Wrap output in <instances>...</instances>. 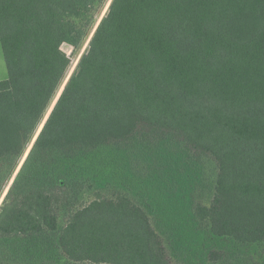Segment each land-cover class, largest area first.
Masks as SVG:
<instances>
[{
  "label": "trees",
  "instance_id": "trees-1",
  "mask_svg": "<svg viewBox=\"0 0 264 264\" xmlns=\"http://www.w3.org/2000/svg\"><path fill=\"white\" fill-rule=\"evenodd\" d=\"M105 1L0 0V193ZM178 237L264 244V0H112L0 208V264H176Z\"/></svg>",
  "mask_w": 264,
  "mask_h": 264
},
{
  "label": "rangeland",
  "instance_id": "rangeland-1",
  "mask_svg": "<svg viewBox=\"0 0 264 264\" xmlns=\"http://www.w3.org/2000/svg\"><path fill=\"white\" fill-rule=\"evenodd\" d=\"M110 5H111V3H109V0H106L104 5L97 12V17H96L94 23H92V25L89 27L88 35H87L85 41L83 42V44L80 48L75 49L71 45H65L64 46V50L68 53V55L71 58V65H70V68H69L64 80L62 81L58 91L55 93L54 97L52 98V100H51V102H50V104H49V106H48V108H47V110H46V112L42 118V121L40 124H42V122H43V124L41 125L39 131L41 130V128L43 130L46 122L48 121L51 113L53 112L56 104L58 103V101L61 97L60 94L62 95L67 83L69 82L73 73L76 71L80 59L82 58V56L84 55V53L88 49L90 42H91V39L95 34V31L97 30L100 22L102 21V19L104 18V16L108 12ZM5 70L6 69H3V76L2 77H4V75H5ZM50 108H51V111H50L49 115L47 116ZM38 128H39V126H38ZM38 128H37V130H38ZM37 130L34 133L32 140L30 141L31 144H29V148L25 151L23 158H21L19 160L16 167L14 168V172L12 173V177L8 181V183H9L11 180V182L9 184V188L8 189L6 188L8 186V183H7L6 186L2 189V191L0 193V208H1L6 196L10 190V187L12 186L16 176L18 175L22 165L24 164L27 156L29 155L31 148L33 147L34 143L36 142L37 138L39 137V135L41 133V132L39 133V131L37 132ZM38 133H39V135L37 136ZM95 188L96 187H94V189L85 188L80 193H77L76 198L73 200V202L75 204L90 202L95 197V195H94V191L96 190ZM5 189H6V191H5ZM62 216L64 217L65 215H62ZM152 217L154 218V215H152ZM154 225H155L157 230H159L161 233H164V230L162 229V227L157 222H154ZM178 238L179 239H177L178 242L175 244V247L170 248L171 254H172V256L174 258V262L176 264H206L209 262L208 261V253H209L211 247L226 248V250L228 252L232 253L231 257L234 258L233 259L234 264H264V244L263 245L242 246V245L237 244L231 240L223 241V242L218 241L219 243H217V242L211 243V241L205 242L200 238H199L200 240H197V241H196V239L193 241V239H187V238L181 239L180 237H178ZM15 245H16L15 243L10 244V249L12 250V248ZM182 245L185 248L183 247V252H180L178 250V247L179 246L182 247ZM0 263H2V262L0 261Z\"/></svg>",
  "mask_w": 264,
  "mask_h": 264
},
{
  "label": "crops",
  "instance_id": "crops-1",
  "mask_svg": "<svg viewBox=\"0 0 264 264\" xmlns=\"http://www.w3.org/2000/svg\"><path fill=\"white\" fill-rule=\"evenodd\" d=\"M3 69H6L4 77H2L3 76ZM0 74H1L0 80L7 79L9 76L8 67H7L5 56H4V51L2 48L1 37H0Z\"/></svg>",
  "mask_w": 264,
  "mask_h": 264
},
{
  "label": "water",
  "instance_id": "water-1",
  "mask_svg": "<svg viewBox=\"0 0 264 264\" xmlns=\"http://www.w3.org/2000/svg\"><path fill=\"white\" fill-rule=\"evenodd\" d=\"M67 45H68V44H67ZM61 93H62V92H61ZM60 96H61V94H60ZM60 96H59V97H60ZM41 130H42V128H41ZM41 130L39 131V133L41 132ZM39 133L37 134V136L39 135ZM37 136H36V137H37ZM36 137H35V138H36ZM34 140H35V139H34Z\"/></svg>",
  "mask_w": 264,
  "mask_h": 264
},
{
  "label": "snow or ice",
  "instance_id": "snow-or-ice-1",
  "mask_svg": "<svg viewBox=\"0 0 264 264\" xmlns=\"http://www.w3.org/2000/svg\"><path fill=\"white\" fill-rule=\"evenodd\" d=\"M112 2V0H109V3H111Z\"/></svg>",
  "mask_w": 264,
  "mask_h": 264
}]
</instances>
